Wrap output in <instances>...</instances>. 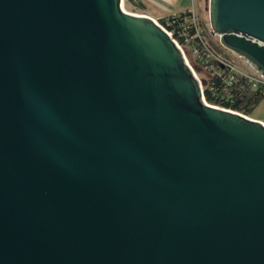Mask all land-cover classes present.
<instances>
[{
  "label": "water",
  "instance_id": "water-1",
  "mask_svg": "<svg viewBox=\"0 0 264 264\" xmlns=\"http://www.w3.org/2000/svg\"><path fill=\"white\" fill-rule=\"evenodd\" d=\"M124 2L0 0V264H264V122ZM208 13L264 75V0Z\"/></svg>",
  "mask_w": 264,
  "mask_h": 264
},
{
  "label": "trees",
  "instance_id": "trees-1",
  "mask_svg": "<svg viewBox=\"0 0 264 264\" xmlns=\"http://www.w3.org/2000/svg\"><path fill=\"white\" fill-rule=\"evenodd\" d=\"M129 4L143 7L140 0H126ZM191 11L172 14L160 18L159 22L170 32L173 37L188 49L197 50V61L199 66L209 69L210 77L204 86V95L207 102L220 107L236 110L246 115L252 113L254 108L264 98L262 90L253 89L247 85L242 78L230 71L228 67L217 60L218 52L214 42L207 39L209 50L200 42L196 36L195 26L191 22ZM212 40V34L206 33ZM197 65V66H198ZM240 78V79H239Z\"/></svg>",
  "mask_w": 264,
  "mask_h": 264
},
{
  "label": "rangeland",
  "instance_id": "rangeland-1",
  "mask_svg": "<svg viewBox=\"0 0 264 264\" xmlns=\"http://www.w3.org/2000/svg\"><path fill=\"white\" fill-rule=\"evenodd\" d=\"M124 6L130 12H135V13H143L144 12V10L141 7H139L138 5H135V4H129L126 0L124 2ZM206 6H207V13H206V17H205V22L201 21V23L204 26H206V28H209L210 23H209V13H208V0H206ZM206 36H207V39L209 40V42H211V41L214 42V45L216 46L215 48H216V50L218 52V56L220 58H224V59H227L231 62H234L236 65H238L242 68H245L247 66V64L243 61V59L241 57L235 55L233 52H231L230 50H228L222 46V44L220 43L219 37L217 35H212V40L210 39V37L208 35H206ZM184 50H185L186 57H187L189 63L194 68L197 75L202 80L203 85L205 86V84L207 83V80L210 77L211 72L209 71V69L207 67L199 66L200 63H198V61H197L198 57H197L196 53L194 52V50H192L191 48L188 49L186 47L184 48ZM250 117L262 120L264 122V98L254 108V110L250 114Z\"/></svg>",
  "mask_w": 264,
  "mask_h": 264
},
{
  "label": "crops",
  "instance_id": "crops-1",
  "mask_svg": "<svg viewBox=\"0 0 264 264\" xmlns=\"http://www.w3.org/2000/svg\"><path fill=\"white\" fill-rule=\"evenodd\" d=\"M143 14L157 20L172 14L194 10L198 18L205 22L207 13L206 0H140Z\"/></svg>",
  "mask_w": 264,
  "mask_h": 264
},
{
  "label": "built area",
  "instance_id": "built-area-1",
  "mask_svg": "<svg viewBox=\"0 0 264 264\" xmlns=\"http://www.w3.org/2000/svg\"><path fill=\"white\" fill-rule=\"evenodd\" d=\"M191 12H192L191 22L195 26L196 36L200 39V42L205 46V48L209 50V46L207 44V39H206V35L205 34L206 33H211L212 34L211 27L209 26V28H206V26H204L201 23V20L198 18L196 12L194 10H191ZM170 33L172 34V32H170ZM176 41L178 42V40H176ZM178 43L182 46V44L180 42H178ZM194 52L197 54V50H194ZM216 58L217 59H221L220 60L221 63L224 66L228 67L230 71H233V72H235V74H238V76L240 78H242V80L245 83H247V85H250L253 89H256V90L260 89V90H262L264 92V75H262L259 72L253 70L248 65L245 68H242V67L236 65L234 62H231V61H229L227 59L220 58L219 56H217Z\"/></svg>",
  "mask_w": 264,
  "mask_h": 264
}]
</instances>
